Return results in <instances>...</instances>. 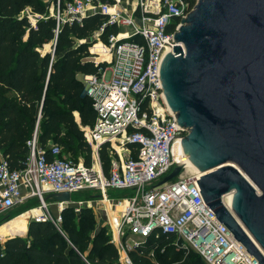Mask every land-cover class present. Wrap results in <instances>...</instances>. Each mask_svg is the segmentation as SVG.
Listing matches in <instances>:
<instances>
[{"label": "built area", "instance_id": "built-area-1", "mask_svg": "<svg viewBox=\"0 0 264 264\" xmlns=\"http://www.w3.org/2000/svg\"><path fill=\"white\" fill-rule=\"evenodd\" d=\"M115 1L72 0L62 7L61 0H53L51 13L61 24L81 22L91 10L107 15L105 25L132 29L109 35L104 44L111 59L92 60L98 72L83 76L96 120L92 126L78 123L92 146V165L62 157L59 144L50 143L48 155L35 135L23 168L12 169L1 155L0 213L36 200L39 205L26 211L29 218L59 226L67 205L79 211L97 202L109 219L120 264H134L130 251L160 239L170 240L177 249L193 245L209 264H259L205 202L198 184L201 174L186 170L160 184L176 166L186 163L181 150L188 129L179 125L167 101L161 66L179 44L174 35L181 21L174 25V20L186 18L194 7L184 0H135L129 14L119 7L122 0ZM105 145L112 155L109 174L101 159ZM119 189L129 196L113 197L112 191ZM85 190H96L98 195H91V200L57 201L58 213L51 212L50 193L73 195ZM37 208L40 212H34Z\"/></svg>", "mask_w": 264, "mask_h": 264}, {"label": "trees", "instance_id": "trees-1", "mask_svg": "<svg viewBox=\"0 0 264 264\" xmlns=\"http://www.w3.org/2000/svg\"><path fill=\"white\" fill-rule=\"evenodd\" d=\"M69 1L61 0V6ZM184 1L189 8L197 2ZM28 8L43 17L32 23L25 13ZM107 21V15L98 12L81 22L58 24L44 0H0V160L1 155L6 157L12 169L26 165L29 141L35 135L48 155L50 143L59 144L62 157L83 156L85 163L92 165V146L75 112L83 125H94L96 111L83 76L98 72L92 60L111 59L102 41H108L120 28L105 25ZM179 21L176 18L174 25ZM97 32L100 42L91 46L86 39ZM48 44H53V49L43 52ZM101 159L109 174L112 155L108 145L102 148ZM62 218L59 226L50 220L31 219L27 236L4 238L0 241V264H120L111 230L108 233L107 227L98 224L93 209L82 207L77 212L69 205ZM130 256L134 264H203L166 239L132 250Z\"/></svg>", "mask_w": 264, "mask_h": 264}, {"label": "water", "instance_id": "water-1", "mask_svg": "<svg viewBox=\"0 0 264 264\" xmlns=\"http://www.w3.org/2000/svg\"><path fill=\"white\" fill-rule=\"evenodd\" d=\"M174 37L179 44L165 55L161 80L188 129L183 150L200 171L205 202L264 264V0H197ZM52 197L72 201L70 192Z\"/></svg>", "mask_w": 264, "mask_h": 264}, {"label": "rangeland", "instance_id": "rangeland-1", "mask_svg": "<svg viewBox=\"0 0 264 264\" xmlns=\"http://www.w3.org/2000/svg\"><path fill=\"white\" fill-rule=\"evenodd\" d=\"M44 1L48 4L49 11H50V13H52V11L54 10L53 0H44ZM25 13L29 16L32 23H35L37 18H39L37 16L39 14L32 13L30 8L26 9ZM86 41H88V43H90L91 46H93L95 43L100 42L99 32L95 33L89 39H86ZM102 42L105 43L104 41H102ZM52 49H53V44H48V45L44 46L43 52H47V51H50ZM90 53H91V56H93V53L91 51V47H90ZM104 55L106 56V54H104ZM76 113L77 112H75V116H76L77 121H78L79 115H78V113L77 114ZM78 159H84V157L80 156V157H78ZM111 194L113 197L129 196V194H127V191H124L122 189L113 190ZM91 195H98V191H96V190H89V191L85 190L84 192L73 193L72 197H73V200H79V199H83V198L91 200V198H92V197H90ZM48 202H49V208H50L51 212L54 215H56V213L58 212V207H57V205H55L56 200L50 198V199H48ZM91 203H89L87 205H92L91 209H93V211L95 213L98 224L100 226L107 227L108 233H109L110 232L109 231L110 230L109 229L110 228L109 219L107 217L106 212L103 210L104 207L97 204V202H91ZM22 210H24V209L23 208H18V209L16 208V209H12L9 211H4V213L0 214V225L3 226V234H2L3 237H10L12 235L27 236L25 234L27 233V229H28V227H27L28 221L26 222L27 217L24 219L21 218L23 216L21 214V212H23ZM75 210H76V206H75ZM79 211H77V212H79ZM12 218H13V220H12L11 225L5 224L6 222L11 220ZM22 222H24V223H22ZM188 251L191 253V256H193L196 259H199V261H201L203 264H209L203 258V256L197 251V249H195V247H193V245H188Z\"/></svg>", "mask_w": 264, "mask_h": 264}, {"label": "crops", "instance_id": "crops-1", "mask_svg": "<svg viewBox=\"0 0 264 264\" xmlns=\"http://www.w3.org/2000/svg\"><path fill=\"white\" fill-rule=\"evenodd\" d=\"M130 2V3H129ZM135 4H136V2H135V0H122L120 3H119V7L121 8V9H123L125 12H127V13H129V14H131V13H133V11H134V9H135ZM91 14H94L91 10L90 11H88V15H91ZM126 27H121L120 28V31H122V32H130V31H132V29L131 28H126ZM106 53V52H105ZM78 120H80V118L78 119ZM50 198H52V199H54L53 197H52V193H50L49 195H48V199H50ZM26 204H31L30 205V208L31 207H35V206H38L39 205V202L38 201H28V203H26ZM25 204V205H26ZM55 205H57V201L55 202ZM24 207V205H21V206H15V207H13V208H11V209H9V210H12V209H18V208H23ZM56 207V206H55ZM29 208V209H30ZM9 210H7V211H9ZM28 210V209H27ZM27 210H22L23 212H21V214L22 213H24V212H26ZM2 213H4V211L3 212H1L0 214H2ZM58 213V212H57ZM56 213V214H57ZM20 215V214H19ZM12 220H13V218L11 219V220H9V221H11L10 222V224H8V225H11V223H12ZM31 220V218H29V217H27V219H26V222L28 221V224H29V221ZM7 223V222H6ZM28 224H27V227H28ZM27 233H28V229H27ZM27 233L25 234V235H27ZM13 236V235H12ZM22 236H24V235H22ZM11 237V236H10ZM5 238H7V237H5Z\"/></svg>", "mask_w": 264, "mask_h": 264}, {"label": "bare ground", "instance_id": "bare-ground-1", "mask_svg": "<svg viewBox=\"0 0 264 264\" xmlns=\"http://www.w3.org/2000/svg\"><path fill=\"white\" fill-rule=\"evenodd\" d=\"M130 3V2H129ZM127 28V27H126ZM181 154H182V158L185 160V162L186 163H189V161H188V158H186V155H185V153H184V151H183V149L181 150ZM188 169H187V171H189L190 173H192V174H199L200 173V171L192 164V163H189V165H188V167H187ZM231 198H232V194H228L227 196H226V200L228 201V202H231ZM34 212H40V209L39 208H37V209H35L34 210ZM22 219H24V218H26V217H29V212H24V213H22ZM10 222L11 221H8L7 223H5V224H10ZM22 223H24V222H22ZM2 234H3V226H1L0 225V236H2Z\"/></svg>", "mask_w": 264, "mask_h": 264}]
</instances>
